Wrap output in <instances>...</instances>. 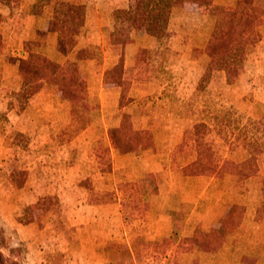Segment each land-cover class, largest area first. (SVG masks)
I'll return each instance as SVG.
<instances>
[{
    "label": "rangeland",
    "instance_id": "rangeland-1",
    "mask_svg": "<svg viewBox=\"0 0 264 264\" xmlns=\"http://www.w3.org/2000/svg\"><path fill=\"white\" fill-rule=\"evenodd\" d=\"M216 1L174 6L159 37L127 28L123 47L112 43L121 30L115 10L104 40L96 30L73 51L91 32L84 16L74 53L54 60L85 81L86 106L77 114L52 83L21 96L18 60L43 54L42 36L28 37L23 0L0 1V264H243L242 255L264 264V18L228 77L211 65L208 42L237 0ZM121 54L115 78L107 72ZM124 114L150 145L117 149L109 129ZM198 144L211 147L217 165L250 159L254 171L185 175ZM146 174L163 195L127 198L128 184L145 188L138 180ZM224 211L221 244L200 250L195 237L224 220L202 228L198 219ZM165 223L157 237L155 226Z\"/></svg>",
    "mask_w": 264,
    "mask_h": 264
},
{
    "label": "trees",
    "instance_id": "trees-1",
    "mask_svg": "<svg viewBox=\"0 0 264 264\" xmlns=\"http://www.w3.org/2000/svg\"><path fill=\"white\" fill-rule=\"evenodd\" d=\"M210 1L212 0H129L128 6L118 9L121 18L117 24L121 30L119 35L113 33L112 43L123 47L127 42L126 30L133 27H142L149 35L159 37L165 31L169 14L174 6L185 2L208 3ZM84 16V4L57 1L50 28L58 33L57 46L60 52L66 53L73 48L74 36L81 27ZM263 18L264 0H237L232 12L222 15L211 34L208 42L211 65L223 70L228 77L234 75L236 69L232 65L233 62L242 55L247 45L257 39L258 28ZM18 69L22 78L21 96L28 97L27 95L36 91L43 82H48L57 86L61 94L70 101L73 114L80 113V109L86 106L85 81L79 76L75 66L63 65L43 54L31 53L27 58L18 60ZM121 72H123L122 54L107 74L118 78L116 74ZM147 134L146 130L133 129L127 114L122 116L117 127L109 129V135L117 139V149L120 152H129L140 146L150 145L152 141ZM210 148L208 145L198 144L197 158L182 167L183 173L193 175L215 172L221 175L227 171H234L241 176H246L254 171L252 164L248 162L250 159L245 164L224 162L217 165ZM138 181L145 184V188L144 186L134 187V183L128 184L131 192L127 190V198L132 195L157 192L158 186L154 175L146 174ZM227 219L225 217L219 227H213L195 237L194 243L200 250L211 251L219 247L222 234L229 223ZM126 252L131 254V248H126ZM252 260L247 255H242L240 258L243 264H251ZM193 263L198 264L196 261Z\"/></svg>",
    "mask_w": 264,
    "mask_h": 264
},
{
    "label": "crops",
    "instance_id": "crops-1",
    "mask_svg": "<svg viewBox=\"0 0 264 264\" xmlns=\"http://www.w3.org/2000/svg\"><path fill=\"white\" fill-rule=\"evenodd\" d=\"M60 1L65 2V3L67 2L68 3H81L87 7V14L85 15V22L83 25L87 26V29H85V31L91 30V32L90 31L87 32L88 33L87 36L86 34H84V35H81V37H79L77 44L75 43L76 45H75V48H73V51L74 49L76 50V48L80 49L82 47L81 46L82 42L86 44L85 42L88 43L89 42L88 40H93L95 36L90 37L89 33L94 34L96 30H99L100 36L102 37V40H104V36H106V33L109 32L110 27H111L109 23H110V18L112 20L111 16L113 15V12L115 10L125 8L127 6V4L126 5L122 3L117 4L116 0H88V2L87 0L86 1L85 0H60ZM227 1H229V4H233L235 3L236 0H227ZM216 2H219V3L223 2L224 4H226V0H222V1L219 0ZM55 3H56V0H44V2L41 0H23V3L21 2V4L25 5V10H26L24 11L25 22L27 20L26 25L29 30L28 34H30L28 37L30 38H32V36L35 37L36 34L40 33L42 36V45L44 47L41 52L45 54L47 57L51 58L52 60L58 61V60H65L67 56H65L59 51L57 47L58 33L56 31L51 30L50 28L53 5ZM99 7H103L104 9V11H100V12H102V14H104L105 17L107 18V23L109 24V26L107 24V28L105 27L106 25L104 24V22L103 23L100 22V18L98 17V15L95 16L96 14L99 13L98 11ZM102 18L104 19V17ZM115 21L117 22V19ZM128 50H129L128 46H125V52H124L125 58L129 56ZM189 177L184 178L182 176L181 178H183L184 180V179H188ZM162 195H163V190L160 187L159 192H157L156 194H153L150 197V199L152 201L156 199L157 201ZM186 200L187 199L183 198L181 201L178 202V205L180 206V204ZM247 209L250 210L249 207H247ZM175 210H177V207H175ZM248 213L250 214V212ZM225 215H226V211H224V213L219 217H200L197 222L201 224L202 228H205L207 227V224L211 225L210 223L214 221L216 218L217 219L215 221L219 220V222H222L224 220ZM160 217H162L163 219H166V216L164 214L160 215ZM167 217L170 218L169 216ZM245 220H248V218L247 219L245 218ZM260 221L264 223V216L262 217ZM157 224H158V221H157ZM166 225L168 226V223H165L164 227L158 226V225L155 226L154 231H156L155 234L157 237L160 236V233H161L160 231L167 229L165 227ZM241 226H243V223H241ZM194 228L195 227H193V229ZM161 234H164V233H161Z\"/></svg>",
    "mask_w": 264,
    "mask_h": 264
}]
</instances>
